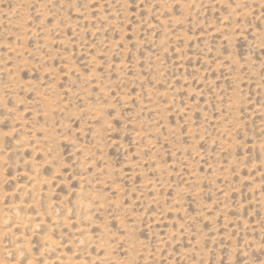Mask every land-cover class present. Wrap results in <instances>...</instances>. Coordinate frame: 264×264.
<instances>
[{
  "label": "rangeland",
  "instance_id": "rangeland-1",
  "mask_svg": "<svg viewBox=\"0 0 264 264\" xmlns=\"http://www.w3.org/2000/svg\"><path fill=\"white\" fill-rule=\"evenodd\" d=\"M0 264H264V0H0Z\"/></svg>",
  "mask_w": 264,
  "mask_h": 264
}]
</instances>
